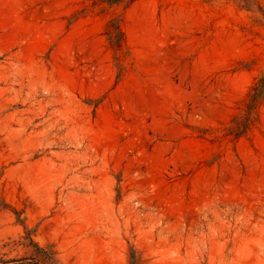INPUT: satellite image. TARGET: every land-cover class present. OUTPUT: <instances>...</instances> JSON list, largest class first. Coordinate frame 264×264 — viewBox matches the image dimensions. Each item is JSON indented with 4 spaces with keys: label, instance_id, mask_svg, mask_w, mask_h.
Listing matches in <instances>:
<instances>
[{
    "label": "rangeland",
    "instance_id": "rangeland-1",
    "mask_svg": "<svg viewBox=\"0 0 264 264\" xmlns=\"http://www.w3.org/2000/svg\"><path fill=\"white\" fill-rule=\"evenodd\" d=\"M0 264H264V0H0Z\"/></svg>",
    "mask_w": 264,
    "mask_h": 264
},
{
    "label": "trees",
    "instance_id": "trees-1",
    "mask_svg": "<svg viewBox=\"0 0 264 264\" xmlns=\"http://www.w3.org/2000/svg\"><path fill=\"white\" fill-rule=\"evenodd\" d=\"M117 1V0H116Z\"/></svg>",
    "mask_w": 264,
    "mask_h": 264
}]
</instances>
